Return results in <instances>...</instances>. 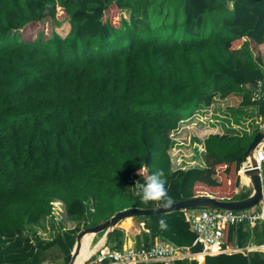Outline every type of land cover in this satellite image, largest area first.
<instances>
[{
	"label": "trees",
	"instance_id": "16d2710c",
	"mask_svg": "<svg viewBox=\"0 0 264 264\" xmlns=\"http://www.w3.org/2000/svg\"><path fill=\"white\" fill-rule=\"evenodd\" d=\"M170 7L184 13L183 27L163 34ZM43 23L50 31L33 34ZM263 44L264 0H0V264H41L53 247L68 263L81 230L47 241L35 230L52 202L68 221L86 220L84 229L125 209H155L130 188L161 169L175 202L248 197L234 192L240 179L248 183L241 163L257 129L208 135L205 168L176 171L170 134L216 96L240 95L264 119V101L253 102L248 90L264 77ZM261 172L264 184V161ZM135 219L148 232L144 248L157 239L202 251L184 211ZM119 233L106 246L121 247ZM223 235L224 249L242 251L204 264H264L263 252L244 249L264 245V221L226 225ZM187 260L167 264H198Z\"/></svg>",
	"mask_w": 264,
	"mask_h": 264
},
{
	"label": "rangeland",
	"instance_id": "374dc122",
	"mask_svg": "<svg viewBox=\"0 0 264 264\" xmlns=\"http://www.w3.org/2000/svg\"><path fill=\"white\" fill-rule=\"evenodd\" d=\"M167 19L164 20V24L166 28L163 31V34H168L170 30L175 31L176 33L181 32V28L183 27L184 22V13L181 11L176 14H174L173 9L170 7L167 9ZM59 12L58 18L61 21H64L65 15ZM121 15L128 20L130 11L129 10H122ZM64 17V18H63ZM151 28L155 27L157 28L158 25H160L162 18L158 17V15L154 12V15H151ZM174 28V30H173ZM51 29L50 23H43L41 25H38L37 28L33 30V34L37 30H44L46 33H48ZM213 106L208 111V108L201 109L196 111L191 118H189L186 121H182L178 128L171 132V144L169 148V155L171 158V168L172 170L177 169H191V168H205V154L200 153L199 149L202 145V140L206 138V136L210 134H219L221 131L227 132L229 134L233 133H248L245 130H248L251 132L255 127V120L251 121L250 124H247V121H240L238 124L241 125L240 129L238 128H228L227 124L230 126L231 119L228 121H225L226 119L219 116V103L218 101H215V99L212 102ZM229 116V115H226ZM239 118L241 119V116L239 115ZM243 122V124L241 123ZM235 124V123H234ZM243 170V169H242ZM240 179V177H239ZM239 188L235 189V194H239L241 191H251V186L249 183L245 182H239ZM256 208H253L255 210ZM202 209H195L193 210L195 213H200ZM61 216H51L47 219H43L37 226H35V230L37 234L41 237L43 240H50L53 238V236L58 231H68L72 230L75 227H78L79 230L84 229L87 221L84 220L80 222L79 224L70 222L67 220L66 216L63 214H60ZM134 220L139 221L134 218ZM95 221V220H94ZM127 223H129V219L125 220ZM124 222V221H123ZM122 223V222H121ZM119 225V224H118ZM102 237L103 234H98L94 237L93 242H90L89 248L90 251H94L99 245L102 244ZM92 239V236H85L82 245L87 241ZM97 245V246H96ZM108 248H115V242L110 241L107 246ZM252 248V246H250ZM264 249V248H262ZM92 255V254H91ZM79 258H82L81 256ZM41 264H56L57 262L62 263L63 260V254L60 251L58 247H53L50 250L45 251L44 253L40 254ZM185 260V259H184ZM187 260V259H186ZM191 260V259H189ZM201 264V263H200Z\"/></svg>",
	"mask_w": 264,
	"mask_h": 264
},
{
	"label": "built area",
	"instance_id": "2783aa9c",
	"mask_svg": "<svg viewBox=\"0 0 264 264\" xmlns=\"http://www.w3.org/2000/svg\"><path fill=\"white\" fill-rule=\"evenodd\" d=\"M252 89V101H264V77L257 81L252 86ZM203 141L204 140H202L199 151L205 154ZM257 149L259 152L256 150V157L258 163L261 165L262 161H264V143H261ZM177 170L183 169L179 168ZM254 208L256 209L253 210L252 208L242 211L202 209L200 213L187 210L189 213H185V221L189 226L188 229L195 234L193 245L199 244L202 246V252L200 254L203 257L242 251V249L237 248H223V229L226 225L238 226L242 224L251 228L259 222L264 221V199L260 205ZM60 214L65 215L62 203L52 202L51 216L57 217L61 216ZM262 248H264V245L252 246V248L247 246L244 249L247 252L258 251L264 253V249ZM196 255L197 254H190L188 248H180L169 243L156 242L155 239L154 243L148 248L141 246L138 250L134 248H99L88 264H145L156 261L171 262L174 260L191 258Z\"/></svg>",
	"mask_w": 264,
	"mask_h": 264
},
{
	"label": "water",
	"instance_id": "95a60500",
	"mask_svg": "<svg viewBox=\"0 0 264 264\" xmlns=\"http://www.w3.org/2000/svg\"><path fill=\"white\" fill-rule=\"evenodd\" d=\"M261 143H264V131L258 130L242 157L241 167L244 162H249V167L244 170V174L246 175L247 181L251 186V193L248 197L234 201H219L212 197H194L175 202L170 208H129L122 210L94 227L82 229L75 237V241L70 253V259L66 264H88L97 250H95L92 255L82 263H77L76 259L80 253L83 238L85 236H92V238H94L96 235L103 233L102 246H104L109 235L113 232L114 229H117L118 224L128 218H143L195 209L242 211L250 210L254 207H257L262 203L264 199V184L261 172V165L258 163L256 157V150Z\"/></svg>",
	"mask_w": 264,
	"mask_h": 264
},
{
	"label": "crops",
	"instance_id": "0c3cea01",
	"mask_svg": "<svg viewBox=\"0 0 264 264\" xmlns=\"http://www.w3.org/2000/svg\"><path fill=\"white\" fill-rule=\"evenodd\" d=\"M260 50H261L262 63L264 66V44L261 45ZM248 90H250V93L253 94L252 93V90H253L252 87ZM214 99H215V101H218V103H219V105H218L220 108L218 111L219 116L226 119L225 121H228L229 119H231V122H230L231 127L229 126V124L225 123L228 128H233V129L234 128H238V129L241 128L240 127L241 125L234 124L233 119L236 118V119H238L239 122L240 121H247L246 126H247V124H250V122L253 120L257 121V122H255L256 127L251 132H249L248 130H245L246 132H248V134H251L255 129L264 131V128H262V127H264V119L261 116H259L258 111H257V106H249V107L242 106V104H241L242 98L240 95H228L226 97L216 96V97H214ZM255 103H257V102H255ZM212 106H213V104H211L209 107H207L208 109L204 110V111H208L209 109L212 108ZM226 115H229V116H226ZM239 115L241 116V119L239 118ZM241 123L243 124V122H241ZM223 133H224V131H221V133L219 132L220 135ZM248 167H249V162H248ZM197 168H199V167H197ZM199 169H201V168H199ZM186 212H188V211H185L184 213H186ZM117 229L120 231L119 234L121 235V247H119V248H134V249L138 250L142 246L140 244L144 243L143 242L144 237L142 236V234L146 233L147 230H144V223L143 222H139V221H136L134 219H130L129 223H127L126 221L120 223L117 226ZM93 240H94V238L87 240L85 242L86 244L84 243L82 245V249L80 252V256L82 258H79V260H78L79 263H82L83 261L88 259L95 250H98L99 248H102V247H106V242H105L104 246H102V244H99V242H98L97 245H99V246L94 251H90L89 245H90V242H93ZM46 241H47V239H46ZM157 241L158 240L156 239V242ZM228 249H231V248H228ZM200 253H196L197 255L194 257L187 258L188 259L187 261H189V259H196V257L198 255H201ZM226 254H230V253H226ZM205 257L202 256L203 262L201 264H204V258ZM156 262H161V263H165V264L168 263L167 261H156ZM56 264H64V260H62V263L57 262Z\"/></svg>",
	"mask_w": 264,
	"mask_h": 264
},
{
	"label": "clouds",
	"instance_id": "9594fccd",
	"mask_svg": "<svg viewBox=\"0 0 264 264\" xmlns=\"http://www.w3.org/2000/svg\"><path fill=\"white\" fill-rule=\"evenodd\" d=\"M147 169L148 166L144 164L140 171L147 173ZM166 185L167 179L164 171L161 169L148 174L144 183L137 181L130 190L145 203L155 202L157 207L170 208L175 201L173 197L169 195ZM160 225L161 227L167 226L164 220L160 221Z\"/></svg>",
	"mask_w": 264,
	"mask_h": 264
},
{
	"label": "bare ground",
	"instance_id": "6f19581e",
	"mask_svg": "<svg viewBox=\"0 0 264 264\" xmlns=\"http://www.w3.org/2000/svg\"><path fill=\"white\" fill-rule=\"evenodd\" d=\"M259 149H260V147H259ZM257 152H259L258 151V149H257ZM248 167V161H246V162H244L243 164H242V168H243V171L246 169ZM129 220H130V218H128ZM127 220V219H126ZM85 238V237H84ZM84 238H83V240H84ZM83 240H82V242H83ZM86 244V243H85ZM81 249H82V246H81ZM80 252H81V250H80ZM79 257H80V253H79V255H78V257H77V259H76V262L77 263H79ZM196 259H197V261H198V263L200 264V263H202L203 262V258H202V255H198L197 257H196Z\"/></svg>",
	"mask_w": 264,
	"mask_h": 264
}]
</instances>
